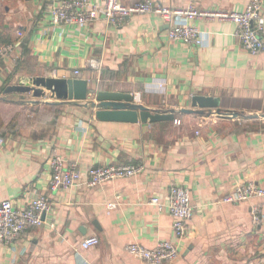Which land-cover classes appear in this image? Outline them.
Wrapping results in <instances>:
<instances>
[{
	"label": "crops",
	"instance_id": "obj_1",
	"mask_svg": "<svg viewBox=\"0 0 264 264\" xmlns=\"http://www.w3.org/2000/svg\"><path fill=\"white\" fill-rule=\"evenodd\" d=\"M2 1L0 93L4 85L35 75L78 76L89 80L90 97L57 101L49 120L24 121L21 130L0 134V202L12 199L23 206L46 194L53 202L46 218L55 223L32 225L13 243L0 245V264H150L127 245L155 247L162 239L176 241L180 251L163 264H264V197L223 201L241 181L264 183V49L253 54L244 48L237 23L229 19H193L208 37L194 45L170 38V21L158 13H135L121 25L106 18L55 23L48 11L60 0ZM154 1L172 8L193 2ZM249 1L196 5L243 10ZM92 59H101V67L93 68ZM159 80L165 81L163 90L153 85ZM98 89L141 91L143 104L175 109L181 122L100 120L89 103ZM197 94L219 97L220 111H180L200 108L192 103ZM1 104L10 102L0 97ZM232 111L245 114L224 116ZM55 154L77 162L83 174L93 164L136 163L143 169L98 186L52 190ZM173 183L190 188L194 205L180 240L168 205ZM154 196L162 209L149 203ZM255 204L263 211L258 222ZM92 234L100 243L82 248L81 240Z\"/></svg>",
	"mask_w": 264,
	"mask_h": 264
},
{
	"label": "built area",
	"instance_id": "obj_2",
	"mask_svg": "<svg viewBox=\"0 0 264 264\" xmlns=\"http://www.w3.org/2000/svg\"><path fill=\"white\" fill-rule=\"evenodd\" d=\"M193 0L190 6L185 8H172L154 0H142L132 4H126L121 0H60L58 4L50 7L48 15L55 23H79L87 24L97 18H106L116 24H123L135 13H158L164 19L170 21L168 35L172 39L184 43L203 45L207 41V35L193 19L219 18L233 20L237 23L236 34L244 48L253 54L264 49V5L263 0H250L243 10H224L219 8H200ZM0 3V10H1ZM93 68H100L101 59H92ZM80 70L76 69L75 73ZM158 90H163L165 81L159 80L153 83ZM136 101L141 102V91L134 95ZM176 123L181 120L176 118ZM4 138L0 135V143ZM51 178L49 186L52 190L69 189L76 185L88 186L102 185L115 179L131 177L139 174L143 166L136 163L119 164H93L87 168L85 174L80 170L77 162H69L64 156L55 154L50 159ZM254 197H264V183L254 180H245L236 184L233 189L223 197L225 202H243ZM149 203L162 209L163 202L160 197H151ZM115 206V203H111ZM168 205L173 215V227L178 240L183 239L187 233L188 222L193 215L194 205L189 187L173 183L169 190ZM53 202L46 194H38L26 199L23 206H16L12 199L0 202V245L13 243L30 226L49 223L46 215L52 211ZM263 211L259 204L252 207V215L255 221H260ZM100 243L99 235L92 234L81 240L84 249L96 246ZM127 250L150 264H163L173 261L180 255L179 245L176 241L162 239L155 247H148L140 242H131Z\"/></svg>",
	"mask_w": 264,
	"mask_h": 264
},
{
	"label": "water",
	"instance_id": "obj_3",
	"mask_svg": "<svg viewBox=\"0 0 264 264\" xmlns=\"http://www.w3.org/2000/svg\"><path fill=\"white\" fill-rule=\"evenodd\" d=\"M51 92L57 101L62 100H87L90 95L89 80L83 77H53L44 75H35L28 79H21L19 82L9 84L5 87V93L20 92L29 93L35 97H45ZM38 102V101H37ZM51 103L52 101H46ZM95 108L96 116L100 120H116L128 122H156L162 120H174L176 117L175 109L155 110L149 108L142 102H138L135 96L130 92L116 90L98 89L95 99L90 102ZM193 105L200 108H182L180 111L187 113H202L203 108L217 107L220 105L219 97L211 95L197 94L193 97ZM232 114L224 116L236 117L243 114L240 111H232ZM247 117L254 115H245Z\"/></svg>",
	"mask_w": 264,
	"mask_h": 264
},
{
	"label": "rangeland",
	"instance_id": "obj_4",
	"mask_svg": "<svg viewBox=\"0 0 264 264\" xmlns=\"http://www.w3.org/2000/svg\"><path fill=\"white\" fill-rule=\"evenodd\" d=\"M2 2L0 0L1 4ZM0 97L10 102V104H1L2 106H0V134L13 133L16 130H21L26 125L24 121L49 120L52 118L55 108L51 105L48 106L45 102H57V98L53 97L50 91H48L45 97H35L32 92H12L5 94L2 89ZM166 125L168 131L170 124L168 123Z\"/></svg>",
	"mask_w": 264,
	"mask_h": 264
},
{
	"label": "trees",
	"instance_id": "obj_5",
	"mask_svg": "<svg viewBox=\"0 0 264 264\" xmlns=\"http://www.w3.org/2000/svg\"><path fill=\"white\" fill-rule=\"evenodd\" d=\"M5 87H6V85L3 86V90L5 89ZM54 104H56V102L47 103V105H51V106L54 105ZM242 113L245 114L244 112H242Z\"/></svg>",
	"mask_w": 264,
	"mask_h": 264
}]
</instances>
